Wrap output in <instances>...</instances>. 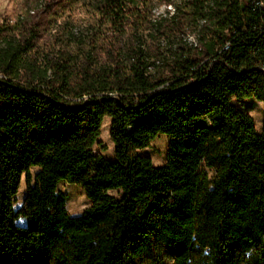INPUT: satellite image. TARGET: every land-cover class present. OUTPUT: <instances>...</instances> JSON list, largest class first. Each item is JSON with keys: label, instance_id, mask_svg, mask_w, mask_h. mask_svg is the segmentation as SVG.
Returning a JSON list of instances; mask_svg holds the SVG:
<instances>
[{"label": "trees", "instance_id": "trees-1", "mask_svg": "<svg viewBox=\"0 0 264 264\" xmlns=\"http://www.w3.org/2000/svg\"><path fill=\"white\" fill-rule=\"evenodd\" d=\"M76 5L85 29L66 18L41 50ZM40 7L0 24V264H264V128L233 103L264 105V0ZM105 118L113 161L95 150ZM160 135L157 167L138 152ZM60 182L84 190L83 215L65 210Z\"/></svg>", "mask_w": 264, "mask_h": 264}, {"label": "rangeland", "instance_id": "rangeland-1", "mask_svg": "<svg viewBox=\"0 0 264 264\" xmlns=\"http://www.w3.org/2000/svg\"><path fill=\"white\" fill-rule=\"evenodd\" d=\"M44 4V0H0V24L5 21L15 24L21 18H26L32 11L40 9V5ZM166 8L161 6L155 10V15L158 16L165 12ZM66 18H70L76 22L78 29H85L87 16L78 9L76 5L70 12H66L63 17L58 19V23L54 21L46 26L43 34L39 41L41 50L46 51L48 48L54 46V38L59 28L57 25H62ZM189 41H195V35L189 37ZM234 105L243 107L247 114L250 116L258 133L263 132L264 128V105L262 102L252 98L245 99L241 103L234 101ZM111 119L105 118L101 131L99 141L105 150H101L100 147H96V153L101 154L107 160H115V145L110 137ZM169 139L165 135H160L151 144L150 148L139 151V154L149 157L155 166H162L166 161V154L168 149ZM40 172V168H32L30 170V185L35 186L36 176ZM21 182L19 183L18 190L12 198V206L14 213H18L24 205L29 191V182L27 174L21 176ZM57 192L64 195L67 199L65 200V210L69 215L77 217L83 215L84 211L90 206V202L87 199L85 192L82 188L77 185L70 184L67 182H60L57 186ZM111 195L119 197L120 194L116 191H112ZM28 220L22 216L17 217L15 220V226L19 228H27ZM210 251L204 250L202 257L199 260L208 258ZM144 264H151L146 261ZM199 264V263H194Z\"/></svg>", "mask_w": 264, "mask_h": 264}, {"label": "built area", "instance_id": "built-area-1", "mask_svg": "<svg viewBox=\"0 0 264 264\" xmlns=\"http://www.w3.org/2000/svg\"><path fill=\"white\" fill-rule=\"evenodd\" d=\"M226 50V49H225Z\"/></svg>", "mask_w": 264, "mask_h": 264}]
</instances>
